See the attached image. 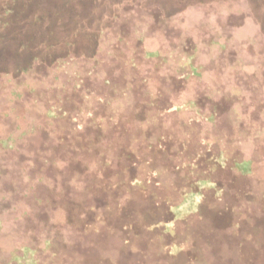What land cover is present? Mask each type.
I'll return each instance as SVG.
<instances>
[{"label":"trees","instance_id":"1","mask_svg":"<svg viewBox=\"0 0 264 264\" xmlns=\"http://www.w3.org/2000/svg\"><path fill=\"white\" fill-rule=\"evenodd\" d=\"M190 13H202L205 21L184 30L180 42L147 43L156 32L167 34L161 23ZM153 62L168 80L174 74L181 84L195 79L199 92L183 105L176 104L181 102L176 93L174 104L157 107L152 115L187 113L213 123L242 109L257 144L248 158L228 150L212 163L230 165L240 180H257L261 193L255 200L264 204V0H0V83L16 100L33 98L43 120L39 128L47 123L40 149L29 153L25 194L12 202L13 221L30 232H22L21 240L19 231L6 230L0 203V246L8 249L7 264H92L94 236L117 231L108 220L111 206L121 202L113 190L121 182L109 172L110 151L119 147L111 138L135 128L140 105L147 111L152 99L155 106L143 70ZM217 70L229 74L218 82ZM16 146L13 136L0 140V149ZM185 181L179 200L165 199L163 221L142 218L140 225L126 222L123 228L171 235L178 223L198 219L218 183L197 173ZM239 188L235 198L248 194L244 184ZM233 217L228 219L234 222ZM163 252L176 257L182 250L174 244Z\"/></svg>","mask_w":264,"mask_h":264},{"label":"rangeland","instance_id":"2","mask_svg":"<svg viewBox=\"0 0 264 264\" xmlns=\"http://www.w3.org/2000/svg\"><path fill=\"white\" fill-rule=\"evenodd\" d=\"M204 21L202 13H190L184 20L161 23L160 28L167 34L156 32L150 35L147 43L159 46L178 43L181 35L185 37L186 31ZM144 65L147 86L150 85L156 104L152 107V99L148 100L147 111L140 105L132 123L135 128L125 133L117 131L111 138L119 147L117 153L112 146L110 148L113 153L110 151L109 172L121 182V189L113 188L118 192L115 198L121 202L111 206L112 216L108 220L111 226H117L118 232L111 229L101 238L94 236L96 253L92 264H256L255 260L264 264V204L255 200L261 193L259 182L250 178L240 180V175L230 165L222 168L212 163L221 151L250 156L257 144L251 122L240 108L239 115L225 114L213 123L197 122L196 115L187 113L152 115L151 110L168 102L174 104L172 95L180 93L181 99L177 101L181 102L176 104L183 105L198 96L199 90L195 79L181 84L175 74L171 80L164 77L168 74L159 70L157 62ZM218 70L216 79L221 82L229 72ZM33 101L31 97L16 100L10 89L0 83V140L13 136L17 145L14 150L0 149V203L5 213L6 230L10 234L19 231V240L22 232H30L28 225L13 221L12 202L25 194L22 181L28 177L24 170L32 166L29 153L40 149L41 129L47 124L43 122L39 128L43 120L38 119ZM260 137L264 140L263 134ZM106 141L111 142H103ZM89 155L93 156L91 152ZM117 156L121 158L118 161ZM184 164L189 166L184 168ZM95 173L98 174L96 170ZM194 173L218 183L217 191L210 192L198 219L178 223L171 235L149 227L134 232L128 230V226L123 228L126 222L140 225L142 218L154 223L163 221L167 214L165 199L179 200L181 191L187 186L186 177ZM132 182L140 187H132ZM242 184L249 192L235 198ZM228 203L232 209H227ZM231 216H236L234 222L228 219ZM174 244L180 246L182 253L176 257L167 256L163 251ZM101 251L105 255L103 261ZM7 263L8 249L0 246V264Z\"/></svg>","mask_w":264,"mask_h":264}]
</instances>
